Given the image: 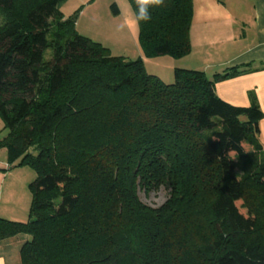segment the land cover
<instances>
[{
  "label": "trees",
  "instance_id": "16d2710c",
  "mask_svg": "<svg viewBox=\"0 0 264 264\" xmlns=\"http://www.w3.org/2000/svg\"><path fill=\"white\" fill-rule=\"evenodd\" d=\"M64 1L0 0V148L36 174L28 219L0 217V240L29 236L21 264H264V112L214 91L250 65L167 84L79 34ZM192 16L193 0L152 9L143 55H188ZM161 186L162 205L139 199Z\"/></svg>",
  "mask_w": 264,
  "mask_h": 264
},
{
  "label": "crops",
  "instance_id": "0c3cea01",
  "mask_svg": "<svg viewBox=\"0 0 264 264\" xmlns=\"http://www.w3.org/2000/svg\"><path fill=\"white\" fill-rule=\"evenodd\" d=\"M84 1L69 0L70 9H73L69 12L62 2L60 11L69 16ZM94 14L95 9L87 2L77 16L78 33L88 35L79 29L84 17L87 16L90 24ZM189 36L191 51L183 57L196 56L195 64L178 68L205 72L209 67L213 76L230 67L250 65V71L216 82L214 91L232 105L247 107L256 103L264 112V0H193ZM258 128V140L264 146V117L258 122ZM33 172L27 166L9 164L7 154L0 156V217L18 221L28 219L29 183L36 176ZM28 239L27 234L20 233L0 240V264H21V247Z\"/></svg>",
  "mask_w": 264,
  "mask_h": 264
},
{
  "label": "rangeland",
  "instance_id": "374dc122",
  "mask_svg": "<svg viewBox=\"0 0 264 264\" xmlns=\"http://www.w3.org/2000/svg\"><path fill=\"white\" fill-rule=\"evenodd\" d=\"M69 0H65L66 7L70 10L71 5ZM88 2L90 7L95 9V14L93 16V22L88 24L87 16L84 17L85 20L82 23L81 29L83 34H88L92 40L100 42L103 46L110 49L112 55L123 56L129 60H135L141 58L145 70L152 75L159 77L163 82L169 84L174 81V71L178 66H187L189 64H195L193 61L196 56L189 58L190 56L183 58H173L168 55L160 56H145L143 55L139 41H138V26L131 19L133 16V10L128 0H86L79 5L75 10H82L83 6ZM111 2L116 3L119 13L114 15L111 12L110 5ZM87 7V6H86ZM89 8L87 12H90ZM79 11V12H80ZM73 13V12H72ZM79 14V13H78ZM115 19V20H114ZM127 23L125 24V20ZM3 24V14L0 10V26ZM124 24L121 28L120 25ZM96 30V32H94ZM81 34V33H79ZM52 54L51 49H46L43 53V59L47 60ZM202 64L201 61H199ZM189 68V67H187ZM205 74L207 77H211L212 74L209 72V67L206 68ZM7 129L0 117V140H2L7 135ZM6 155V150H0V156ZM35 173V172H33ZM238 174H241L240 169L237 170ZM36 175V174H35ZM169 191L165 187L161 186L157 189L151 190H139V199L146 205L156 208L162 205L168 198ZM27 212V211H26ZM24 212V214H26ZM26 216V215H25Z\"/></svg>",
  "mask_w": 264,
  "mask_h": 264
},
{
  "label": "clouds",
  "instance_id": "9594fccd",
  "mask_svg": "<svg viewBox=\"0 0 264 264\" xmlns=\"http://www.w3.org/2000/svg\"><path fill=\"white\" fill-rule=\"evenodd\" d=\"M165 0H134L135 8L132 21L137 24L146 23L151 20V10L154 8H159L164 5ZM127 19L125 20V24ZM121 28L124 24L120 25Z\"/></svg>",
  "mask_w": 264,
  "mask_h": 264
}]
</instances>
